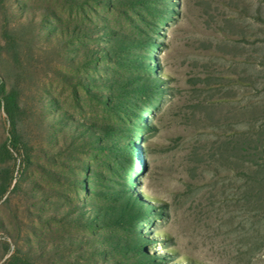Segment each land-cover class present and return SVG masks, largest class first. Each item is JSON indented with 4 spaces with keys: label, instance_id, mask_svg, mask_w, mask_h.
Listing matches in <instances>:
<instances>
[{
    "label": "rangeland",
    "instance_id": "1",
    "mask_svg": "<svg viewBox=\"0 0 264 264\" xmlns=\"http://www.w3.org/2000/svg\"><path fill=\"white\" fill-rule=\"evenodd\" d=\"M0 84V264H264V0H0Z\"/></svg>",
    "mask_w": 264,
    "mask_h": 264
},
{
    "label": "trees",
    "instance_id": "2",
    "mask_svg": "<svg viewBox=\"0 0 264 264\" xmlns=\"http://www.w3.org/2000/svg\"><path fill=\"white\" fill-rule=\"evenodd\" d=\"M17 99V93L15 91L5 92L4 86L0 84V105L3 106L5 113L12 120L18 110ZM13 143L15 145L16 142Z\"/></svg>",
    "mask_w": 264,
    "mask_h": 264
}]
</instances>
